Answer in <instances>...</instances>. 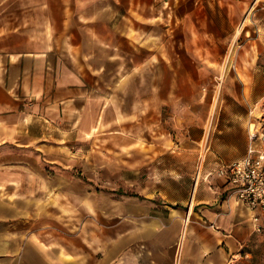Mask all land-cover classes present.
I'll return each mask as SVG.
<instances>
[{
  "label": "crops",
  "instance_id": "obj_1",
  "mask_svg": "<svg viewBox=\"0 0 264 264\" xmlns=\"http://www.w3.org/2000/svg\"><path fill=\"white\" fill-rule=\"evenodd\" d=\"M262 65L264 0H0V264H234Z\"/></svg>",
  "mask_w": 264,
  "mask_h": 264
},
{
  "label": "built area",
  "instance_id": "obj_2",
  "mask_svg": "<svg viewBox=\"0 0 264 264\" xmlns=\"http://www.w3.org/2000/svg\"><path fill=\"white\" fill-rule=\"evenodd\" d=\"M247 138L245 154L220 164L215 172L233 184L237 199L247 208L264 212V123L250 122Z\"/></svg>",
  "mask_w": 264,
  "mask_h": 264
},
{
  "label": "rangeland",
  "instance_id": "obj_3",
  "mask_svg": "<svg viewBox=\"0 0 264 264\" xmlns=\"http://www.w3.org/2000/svg\"><path fill=\"white\" fill-rule=\"evenodd\" d=\"M252 30L256 31L255 27H252ZM225 73H227V71ZM255 75L257 79H264V65L256 70ZM219 90L217 91V94L220 96L222 89L219 88ZM256 90L258 92L260 89L257 88ZM260 103L264 105V96H262ZM260 111H262L260 114H256L259 118V121L256 122L264 123V118H262L264 117V110L261 109ZM261 219V223L257 224L258 228L256 226L254 231L249 235L247 242L242 249L240 258L234 264H264V218L261 217Z\"/></svg>",
  "mask_w": 264,
  "mask_h": 264
}]
</instances>
